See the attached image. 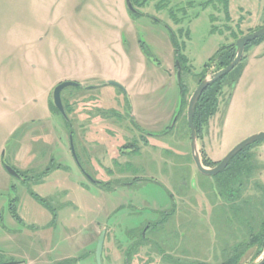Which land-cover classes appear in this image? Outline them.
<instances>
[{
  "label": "rangeland",
  "instance_id": "1",
  "mask_svg": "<svg viewBox=\"0 0 264 264\" xmlns=\"http://www.w3.org/2000/svg\"><path fill=\"white\" fill-rule=\"evenodd\" d=\"M123 1L0 0V262L97 264L94 250L105 230L101 264L109 238H119L124 249L133 244L127 251L134 255L142 247L141 232L160 242L161 263L185 249L187 264H251L253 249L242 259L234 256L239 246L231 239L240 231L248 235L233 207L224 202L210 208L217 194L225 198L216 185L226 181L227 172L213 178L196 171L186 111L208 60L234 37L263 26L264 0H229V20L220 7L201 8V0H133L142 6L140 16L127 13ZM170 32L184 60L181 112ZM208 68L210 76L215 64ZM62 82L83 87L61 92L72 131L49 106L52 89ZM132 126L158 135L151 139L157 159L152 173L148 151L134 152L129 159L141 160L123 167L140 181L125 185L132 177H119L118 185L102 177L107 184H92L84 172L106 162V153L115 148L109 129H122L141 150L133 130L138 128ZM89 129H100L95 148ZM263 131L264 39L250 44L224 78L216 114L198 149L222 160ZM262 143L250 147L255 154L247 159L257 169L264 166L257 151ZM253 177L262 180L264 174L256 171ZM186 192L198 201L206 194L207 208L188 212L179 200ZM171 195L177 202L174 215ZM183 263V256L175 260Z\"/></svg>",
  "mask_w": 264,
  "mask_h": 264
},
{
  "label": "flooded vegetation",
  "instance_id": "2",
  "mask_svg": "<svg viewBox=\"0 0 264 264\" xmlns=\"http://www.w3.org/2000/svg\"><path fill=\"white\" fill-rule=\"evenodd\" d=\"M130 2L132 5V10H129L127 8L126 0L123 1V6L125 8L124 10L127 11V13H129L131 16H134V15L140 16L141 12H140L139 7H142V6L138 7L137 4L133 3V0H130ZM138 2L139 1H137V3ZM144 3L145 2H143L142 5ZM208 69H207V71H205V76L208 75ZM215 71L216 70H214L213 73H215ZM176 72H177V67H176ZM203 72H204V70H203ZM71 128H72V126H71ZM132 128H138V129H133V130L138 134L137 140H138V143L141 145V150L134 146L133 143L135 142V145H136V140L133 139V137H131V140L129 141L127 133H125L123 136L122 129H109L108 130L109 135L112 133L110 136V139L114 140V142H111V144L114 145L115 151H113L114 149L109 150V152L106 153V155H107L106 162L103 161L104 163H101L99 161L98 167H95L94 165H92L91 166V173L86 174V172H84V175L87 177V179L92 184H94L96 186H101L102 183H103L102 184L103 186L107 183H114V184L120 185L122 183H119V181H118L119 177H121V178L132 177V180H130L127 183H124L125 185H132L134 182L140 181L142 178L140 179L139 177H137L134 174L131 175L129 173V171H126L125 168L123 167V165H127V164H131V165L136 166V164H135L136 161L141 160V159L136 160V157H139V156L133 157V159L132 158L129 159L128 154H131L134 152H136L137 155L140 154V156H141V155H143L142 152L148 151L149 160H147V161H148V163H150V167H149L148 171L152 173L153 168L155 167V165H157V159H156V149H155V146L153 144H151V139L158 137V135H155L153 132H150V131L145 132L144 129H139L138 126L137 127L132 126ZM89 130L91 132V142L89 143V145L90 146L92 145L95 148L96 145L99 143L97 141V138L95 137V135L97 134V132L100 131V129H89ZM119 130L121 131L120 134H118ZM196 132H197V130H196ZM202 134H203V130L201 132H197L198 144L203 139L202 138L203 136H201ZM200 136H201V138H200ZM189 137H190V135H189ZM105 138H106V140L110 141L109 138H107V137H105ZM253 145H251V146H253ZM251 146H249V147H251ZM189 148H190V139H189ZM252 148H249V151L246 154L243 153L245 151V149L242 150L240 153L244 154L245 157L248 155L249 158H251V155L255 154ZM240 153H238V154H240ZM238 154L236 156H238ZM200 155H201V159H202V163H203L204 167L208 168V169L215 167L221 161V160H214L210 156H208L205 153L204 148H203V150H201ZM236 156L229 162L227 167L223 171L220 172V173L227 172V179H226L227 182L225 183V181H223V180L220 181V179L219 180L217 179L218 181H217L216 186H217V188H220L223 191V194H225V198H223L221 195L217 194L216 201L214 202V204H212L210 206V208L216 209V207H218L219 205L223 206L224 202L229 203L230 206L233 207L232 209L234 210L235 216L237 217V215H238V218H235V219H237L238 221H240L242 223V225L244 227L241 229H246L247 235H248L246 237L240 231L238 234V237L231 239L232 242L237 241L235 243L237 246H239V249L237 250V252L234 253V256L238 255V256H240L239 258L242 259L247 254V252H249L251 249H253V254L251 256V261L253 262L254 260L259 259L264 254V250H263L259 256H256L258 250L256 249V247H255L256 243L254 242V240L252 238V234L254 235V233H256L258 227L262 223H264V178H262V180L259 179L257 181L253 177V175H255L256 171L258 172L259 175L261 173L264 174V166L260 167L258 169H255L253 167L254 162H252V163L248 162L247 163L248 158L244 157L245 159L243 158V160L246 161V163H247L246 166L248 167V169H247L248 172H246V171L241 172L240 170H238L236 168H233L231 170L232 171L231 172L227 169H228L229 165L231 164V162H235L236 160H238L236 158ZM190 157H191V153H190ZM207 163H212V165H208ZM192 164H193L194 168H196L193 161H192ZM103 170H105V173H102ZM196 171H197V169H196ZM17 173H18L19 177H21L19 172H17ZM220 173H218L215 176H218ZM115 176H117V177H115ZM215 176H208V177L214 178ZM102 177H105L107 179L106 181H111V182H107V183L104 182L103 181L104 178H102ZM189 193H191V192H186V193L179 195V198H180L179 200H181L185 204L188 212L190 210H191V212H194V209H199V212L204 211L207 208V205L205 204V202L208 203V199H207L206 194H205L204 198H202V200L198 201V199L195 196L192 197L191 194H189ZM171 201H172V205L174 208V211H173L174 213L173 212L172 213L174 215L175 209L177 207L176 197L175 196L173 197L171 195ZM245 218H247V221H243V219H245ZM148 228H149V226L147 227V229ZM240 234L242 236H245L246 238H243V240L238 241ZM145 235H146L145 232L140 233V236L138 238V242L142 245V247L140 249H138L139 252H135L134 255H132V254L129 255L130 253L128 254V251H127V250H130V247L134 246L133 244L129 245V248H126V246L124 244V247H125V249H124L123 243L120 241L119 238H116V237L109 238L108 239L109 244H108V247H107V250L105 253L106 258L104 259L105 263L106 264H117V263L118 264H175V260L176 259L179 260L180 257L183 256L184 257V263L183 264H187V262L185 260V257H186L185 249L181 250V256L178 255V257H175V255H172V257L174 258L173 260H171V259L162 260V263H161V259L159 256L160 242L154 237L147 238ZM217 239H219V238H217ZM217 239H216V241H217ZM104 241H105V239H104ZM174 247H173V249H174ZM103 250H104V243H103V247H102L101 261H102ZM173 254H175V253H173ZM94 256H95V250H94ZM136 256L140 257V259H138ZM114 257H115V259H114Z\"/></svg>",
  "mask_w": 264,
  "mask_h": 264
},
{
  "label": "water",
  "instance_id": "3",
  "mask_svg": "<svg viewBox=\"0 0 264 264\" xmlns=\"http://www.w3.org/2000/svg\"><path fill=\"white\" fill-rule=\"evenodd\" d=\"M126 5L129 10H132V5L130 0H126ZM264 37V27L251 32L247 35H244L240 38H238L236 41L230 44L231 47L234 48L235 50V57L232 60V62L225 68L213 73L210 76H206L196 87V89L193 91L191 97L189 98L188 101V106H187V111H186V121L189 129V135H190V153H191V158L192 161L197 169V171L205 176H215L221 171H223L229 162L242 150L245 148L264 141V131L257 133L255 135H252L248 137L247 139L241 141L239 144H237L215 167L208 169L205 168L201 155L198 149V142H197V132L194 126V113H195V108L196 104L202 95V93L206 90L207 87H209L211 84L215 83L228 73H230L242 60L243 55H244V50L245 47L250 43L255 40H258L260 38ZM176 67H177V81L180 89V97L182 99V82H181V67L179 65V62L176 61ZM107 86H114L117 88L122 89V86L114 81H107L105 83ZM68 87L72 88H83L81 85L74 83V82H62L56 85L51 93H50V101L53 105V107L58 111V113L63 117V119L66 122H69L67 115L64 111V107L61 101V92ZM70 150L73 158L77 161V156L75 153L74 149V144L72 140V135H70ZM4 169L7 171V173L13 177L20 178L18 173L13 169L10 168L9 166L4 165ZM104 238H105V230H102V232L99 235L98 242L96 244V249H95V259L97 264H101V253H102V247L104 243ZM254 264H264V254L254 263Z\"/></svg>",
  "mask_w": 264,
  "mask_h": 264
},
{
  "label": "trees",
  "instance_id": "4",
  "mask_svg": "<svg viewBox=\"0 0 264 264\" xmlns=\"http://www.w3.org/2000/svg\"><path fill=\"white\" fill-rule=\"evenodd\" d=\"M190 1L192 2L193 0H190ZM199 5L203 9H205L207 7H211V8L212 7H215V8L220 7L224 12L225 19L229 20L228 19L229 18V11H228L229 0H201V3ZM211 17L213 18V20L215 19L213 17V15H211ZM262 27H264V23H263V26L258 27L251 32H254V31H256ZM170 33H171V41H172L173 45L175 46L176 53L178 55V53H179V50L177 48L178 44L176 43V39H175L173 32H170ZM238 38H240V36L234 37L233 41H236ZM263 39H264V37H262L258 40H255L253 42H250L245 47L244 53L246 52L247 47L250 44L258 43V42L262 41ZM234 57H235V50L233 47L230 46V44L227 46H224L222 49H220V51H218L213 57H211L208 60V62H207L208 64L206 63V65H204V69H203L204 72H203L202 76L200 77V79L198 80L197 85L206 77L205 71H207L208 67L211 64H215V67H216L215 72H217V71L227 67L232 62ZM243 58H244V55H243ZM243 58H242V60H243ZM176 59H178L179 65L181 67V75H182V72L184 69H183V65L181 64V61H184V60H183V58H180L179 55L176 57ZM225 77H226V75L224 77H222L221 79H219L218 81H216L215 83L211 84L209 87H207L206 90L200 96V98L196 104L195 113H194V126H195V129L197 130V132H201L203 129H205L208 126L209 121L215 116L216 111H217V107H218V98L221 94L223 80ZM181 82H182V80H181ZM76 88H78V87H76ZM183 90H184V88L182 85V99H181L180 112L182 109V102H183V97H184V91ZM49 106L51 108V111H53V112L57 113L59 116H61L58 113V111L53 107L50 100H49ZM64 111L66 113L65 106H64ZM66 115H67V113H66ZM63 121L69 127V130L72 131V128H71L72 121L66 122L64 119H63ZM249 148L250 147L245 148V151H247ZM244 157H245L244 154H242V153L238 154V156H236V158L238 160H236L235 162H231V164L229 165L227 170L231 171L233 168H236V169L240 170L241 172L247 171L248 167L246 166L247 165L246 161L243 160ZM248 157L249 156L247 155L245 158H248ZM207 164L212 165V163H207ZM226 182L227 181H225V183ZM169 216L170 215L168 214L167 217H169ZM243 221H247V218L243 219ZM252 238H253L254 242L256 243L255 247L258 250L256 256H259L261 254V252L264 250V223H262L258 227V229H257L256 233H254V235L252 234ZM0 264H18V263H15V262L1 263L0 262Z\"/></svg>",
  "mask_w": 264,
  "mask_h": 264
},
{
  "label": "crops",
  "instance_id": "5",
  "mask_svg": "<svg viewBox=\"0 0 264 264\" xmlns=\"http://www.w3.org/2000/svg\"><path fill=\"white\" fill-rule=\"evenodd\" d=\"M244 74H245V70L243 71V74H242L241 78H239V81H241V79H242V77H243ZM226 124H227V119H226L225 122H224V127L226 126ZM257 151H259L258 154H260L261 157L264 155V143L260 144V145L257 147ZM253 167H254L255 169H257V165H256L255 162H254V166H253ZM12 218H13V217H12Z\"/></svg>",
  "mask_w": 264,
  "mask_h": 264
}]
</instances>
